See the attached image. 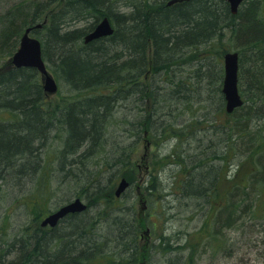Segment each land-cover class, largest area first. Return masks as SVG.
Listing matches in <instances>:
<instances>
[{
  "label": "trees",
  "instance_id": "obj_1",
  "mask_svg": "<svg viewBox=\"0 0 264 264\" xmlns=\"http://www.w3.org/2000/svg\"><path fill=\"white\" fill-rule=\"evenodd\" d=\"M168 1L30 0L0 14V59L16 52L27 28L42 24L33 33L66 90L54 103L37 70L0 72V264H139L138 187L145 219H163L164 232L178 198L204 210L205 222L233 224L221 213L235 193L222 186L245 128L237 114L257 104L254 119L264 124V0H246L249 7L237 15L225 0ZM105 17L114 34L85 44ZM228 35L249 50L253 70L250 86H240L245 105L232 114L222 93L224 68L217 67L230 50L221 48ZM143 140L153 152L146 173L136 156ZM168 173L170 187L161 180ZM122 179L130 187L116 197ZM253 180L230 186L249 196ZM59 193L67 194L57 207L79 198L87 210L41 228L44 209ZM4 200L33 217L14 235Z\"/></svg>",
  "mask_w": 264,
  "mask_h": 264
},
{
  "label": "rangeland",
  "instance_id": "obj_2",
  "mask_svg": "<svg viewBox=\"0 0 264 264\" xmlns=\"http://www.w3.org/2000/svg\"><path fill=\"white\" fill-rule=\"evenodd\" d=\"M28 1L30 0H0V14L5 13L15 4H19L20 2L28 4ZM253 1L258 3L260 0ZM261 4H263V10H261L263 15L264 2ZM248 7V2L243 5V8H246V10ZM31 36L40 39L38 34L32 33ZM224 45L230 49L229 51H239L242 53L244 62L243 69L240 68L239 86L242 84L245 88L249 87L248 80L250 73L253 71L249 60L252 59V55H250L248 49H243L242 44L238 43L236 38L230 37V35L225 38L221 48ZM223 65L222 59L217 67L223 69ZM11 68H13L12 55L4 57L3 60L0 59V72ZM49 72L57 81L59 89L56 93H46V96L50 101L55 103V101L60 99V96L66 94V90L54 73L51 70ZM44 81V76L41 75L42 84H44ZM257 107L258 105L254 104L251 110L246 107L237 114L242 128H245L244 131H241V137L235 140L236 154L230 163L229 180L223 181V192L225 190H235V193L231 206L222 211L221 218L223 216L227 217L223 215L227 213L233 224L224 225L220 223V220L217 222H205L208 218L205 211L197 207L191 208L181 205L182 198L175 199L176 208L168 211L169 215H173V218L169 222H166V232H164L163 219L153 218V222L149 223L145 219V211L141 219L143 227H141L139 233L141 236L139 246L144 256L139 264H264V184H262L263 187L260 188L261 192L258 196L256 181L258 179L261 180V174L253 172L257 166H260L259 161L264 159L262 157L264 155V124H259L254 119V111L258 109ZM248 111H251V115H253L251 121L246 119ZM149 140L151 141L150 137ZM146 144L145 140L141 142L140 150L136 155L137 164L143 173L147 172L145 168L153 159L151 146L149 151H145ZM259 147H262L261 151ZM146 152L148 154L147 161L144 156ZM217 165L220 166L221 163L217 161ZM251 175L254 177L253 184L255 185H252L249 190L245 191L247 193L252 192L249 196L245 195L243 190L233 189L234 187L230 186L232 182L238 185L245 184L247 178ZM173 178L169 173L161 175V180L167 187L172 185L174 182ZM5 192L8 193L9 190H5ZM62 196L61 193L53 195L49 207L44 209L45 213H43V216L49 214L48 210L52 212L56 209L57 205L63 200ZM172 204L169 202V205ZM12 205L13 200L11 202L5 201L3 206L6 209H3L2 212L7 213L9 209L10 234L14 235L22 225L31 222L33 217L25 207L22 206V208L20 206V203ZM139 209L140 204L138 205ZM147 230H149L148 233H146ZM167 248L171 251L169 250L170 253L164 256L163 250Z\"/></svg>",
  "mask_w": 264,
  "mask_h": 264
},
{
  "label": "water",
  "instance_id": "obj_3",
  "mask_svg": "<svg viewBox=\"0 0 264 264\" xmlns=\"http://www.w3.org/2000/svg\"><path fill=\"white\" fill-rule=\"evenodd\" d=\"M192 0H171L168 5L175 3L189 2ZM244 0H226L229 4L231 12L237 15L240 5ZM38 25L37 28H41ZM33 28L27 29L23 35L20 43V48L12 57V64L16 68H33L38 70L44 76L43 88L46 93H56L58 91V84L55 78L50 74L42 57V43L40 40L30 36ZM115 30L108 18H104L95 28L94 31L85 37V43L88 44L94 40L112 36ZM224 81L222 92L225 96L226 111L231 114L237 108L244 104V100L240 95L238 88V72H239V53L228 52L224 55ZM129 187L126 179H122L116 190V196L120 197L122 193ZM87 209L86 204L80 200L74 201L62 206L60 209L50 214L42 222L43 226L50 225L56 227L60 220L64 219L70 214H79Z\"/></svg>",
  "mask_w": 264,
  "mask_h": 264
},
{
  "label": "bare ground",
  "instance_id": "obj_4",
  "mask_svg": "<svg viewBox=\"0 0 264 264\" xmlns=\"http://www.w3.org/2000/svg\"><path fill=\"white\" fill-rule=\"evenodd\" d=\"M237 52L239 53V60L242 59V53L239 52V51H237ZM222 93H223V92H222ZM259 117H260L261 120H263V119H264V112H261V113L259 114ZM255 120L257 121V119H255ZM146 149H147V148H145V151H146ZM146 154H147V152L145 153L144 156H146ZM66 194H67V193H64L63 195H66ZM122 195H123V194H122ZM122 195H121V196H122ZM76 199H79V198H76ZM83 201H84V200H83ZM84 203H85L86 206H87V203H86L85 201H84ZM66 204H67V203H64V204H62L61 206H58V207H57L55 210H53L52 212L57 211L58 209H60L62 206L66 205ZM87 207H88V206H87ZM86 210H87V209H86ZM86 210H85V211H86ZM85 211H84V212H85ZM52 212H50V213H52ZM79 214H80V213H79ZM70 215H75V214H70ZM46 217H48V216L46 215V216L40 221V227H41V228H55V227H52V226H50V225H46V226H43V225H42V222L44 221V219H46ZM65 218H66V217H65ZM65 218H64V219H65ZM62 220H63V219H62ZM62 220H60V222H61ZM60 222H59V223H60ZM59 223H58V225H59ZM58 225H57V226H58ZM57 226H56V227H57Z\"/></svg>",
  "mask_w": 264,
  "mask_h": 264
}]
</instances>
